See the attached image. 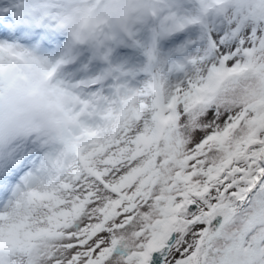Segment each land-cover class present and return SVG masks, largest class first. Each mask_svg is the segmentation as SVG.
Instances as JSON below:
<instances>
[{
    "label": "snow or ice",
    "instance_id": "snow-or-ice-1",
    "mask_svg": "<svg viewBox=\"0 0 264 264\" xmlns=\"http://www.w3.org/2000/svg\"><path fill=\"white\" fill-rule=\"evenodd\" d=\"M0 264H264V0H0Z\"/></svg>",
    "mask_w": 264,
    "mask_h": 264
}]
</instances>
